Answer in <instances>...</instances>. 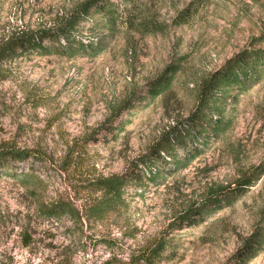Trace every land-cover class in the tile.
<instances>
[{
  "label": "rangeland",
  "instance_id": "374dc122",
  "mask_svg": "<svg viewBox=\"0 0 264 264\" xmlns=\"http://www.w3.org/2000/svg\"><path fill=\"white\" fill-rule=\"evenodd\" d=\"M84 1L0 0V36L59 24ZM135 2L153 31L108 29L94 12L72 36L96 49L33 50L3 61L0 149L31 156L13 163L28 179L0 177V264H131L159 246L154 264H242L244 241L264 228V78L236 85L221 103L230 126L195 136L194 152L179 146L181 166L140 161L165 131L188 128L213 74L264 47V0ZM170 67V88L151 92ZM141 171L140 184L129 182L107 208L98 181ZM246 175L251 187L232 193ZM221 188L227 192L213 201L209 194ZM190 207L202 213L179 222ZM243 261L264 264V249Z\"/></svg>",
  "mask_w": 264,
  "mask_h": 264
},
{
  "label": "trees",
  "instance_id": "16d2710c",
  "mask_svg": "<svg viewBox=\"0 0 264 264\" xmlns=\"http://www.w3.org/2000/svg\"><path fill=\"white\" fill-rule=\"evenodd\" d=\"M135 0H125L122 7L115 5L112 0H86L81 3L68 18L51 27L40 26L37 29L22 28L11 31L8 34L0 36V80L6 78L7 71L3 68V61L14 57L18 52L42 50L43 53L51 54L56 51L67 52L71 47L75 46L79 50H93L95 45L85 44L80 39L72 36L77 23L83 17H89L94 12L100 13L103 23L108 29L124 28L126 30L137 29L143 32H150L154 29L148 27V17L141 18L142 11L135 9ZM92 7L95 9L92 11ZM190 14L186 12L182 18L186 22ZM49 40L50 43L44 42ZM64 40V44L60 43ZM98 45L97 47H99ZM175 69L168 68L161 77L155 79L152 84V91L157 94L163 90L170 88L172 77ZM264 78V47L258 49H249L244 53L237 55L232 59L226 68L221 72L215 73L209 82L204 85V92L198 110L189 115L188 128L180 129L177 126L170 128L155 143L151 152L142 156L140 161L148 165L155 162L158 158L163 157L165 162L171 160L175 166H181L175 155L179 146H192L191 152L198 150L199 144L195 141V136H220L231 124V120L225 115L221 103L228 94L236 89V85L241 90L249 88L256 82ZM125 105L121 111L131 106ZM164 153L165 156L162 155ZM31 156L29 150L21 148H2L0 149V177L4 174L14 175L21 180L29 178L28 173L18 171L13 163L28 160ZM158 171L150 169L148 174L151 178H158ZM160 176V175H159ZM143 180V173L133 172L131 175H111L102 177L98 181V186L103 191L106 198V207L113 208L122 198L123 190L129 182H138ZM254 179L252 176H244L239 179L236 186L230 188L232 193H241L251 187ZM227 192L226 188L216 189L210 193L213 201H221L222 194ZM201 208V207H200ZM198 207H190L186 209L179 217L181 223L190 222L193 217L202 213ZM163 248H144L137 259H132L131 264H154V260L158 257L160 249ZM264 249V228L249 236L240 248L238 255L241 259L238 261L246 264L243 260H250Z\"/></svg>",
  "mask_w": 264,
  "mask_h": 264
}]
</instances>
